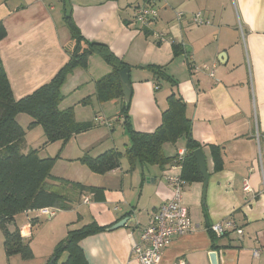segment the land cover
I'll return each instance as SVG.
<instances>
[{
	"label": "crops",
	"instance_id": "crops-1",
	"mask_svg": "<svg viewBox=\"0 0 264 264\" xmlns=\"http://www.w3.org/2000/svg\"><path fill=\"white\" fill-rule=\"evenodd\" d=\"M138 3L142 0H66L65 7L85 39L108 45L130 65L128 116L133 129L152 132L161 123L168 95L174 94L184 102L191 135L204 153L208 174L204 194L203 180L183 184L182 200L197 227L174 236L160 264L177 260L211 264V251L217 252V264H264V0H157V16L146 25L133 19ZM63 5L61 0H0L5 29L0 65L15 99L47 82L68 59L73 43L63 21ZM179 11L185 15L176 20ZM196 11L209 22L194 24L190 14ZM158 33L165 39L158 40ZM147 65L160 66L173 83ZM110 70L98 54H92L87 68L74 69L62 86L60 109L72 107L78 122L93 121L101 114L109 124H95L72 135L51 172L100 191L85 192L49 221L36 209L15 216L12 226L20 225L24 239H34L40 223L51 222L47 226L51 232L44 234L50 249L38 264H45L68 229L90 222L111 226L122 218H127L124 226L89 235L79 245L88 264H139L131 256V243L138 240L152 212L171 197L166 175L178 172L172 162L163 167L136 163L130 169L122 158L118 167L97 174L79 161L85 153L95 157L111 148L124 151L129 145L119 100L100 103L95 98V81ZM30 121L29 116L25 122ZM185 142L180 137L164 143L162 150L173 157ZM54 145L62 146L61 141ZM210 145L219 148L220 170H214ZM45 147L25 142L23 151L36 148L41 157L54 156V151L42 154ZM67 162L77 163L72 175L62 171ZM226 219L242 232L231 229L216 236L215 248L208 226Z\"/></svg>",
	"mask_w": 264,
	"mask_h": 264
},
{
	"label": "trees",
	"instance_id": "trees-1",
	"mask_svg": "<svg viewBox=\"0 0 264 264\" xmlns=\"http://www.w3.org/2000/svg\"><path fill=\"white\" fill-rule=\"evenodd\" d=\"M61 1L64 4L63 21L70 30L73 45L68 59L57 72L31 93L15 99L6 73L0 65V226L4 233V250L8 256L21 254L27 257L31 254L28 242L22 240L19 229L10 231L6 228V223L13 221L17 214L48 207L69 209L85 192L100 191L94 186L55 177L51 170L59 154L41 157L36 148H29L24 152L25 129L16 120L17 114L25 113L31 118L27 127L41 125L45 136L43 145L61 141L63 146L72 135L93 128L94 121H76L72 107H58L63 98L61 88L68 75L76 68H87L88 57L92 54H98L111 67L107 74L95 81L96 99L100 103L119 100V113L124 116L123 125L128 132L129 145L124 151L111 148L95 157L85 153L79 161L97 174H104L118 167L122 158H126L130 169L136 163L163 167L176 158V154L173 157L164 154L163 144L175 143L180 137H185L186 153L180 163V176L185 182L203 180L193 155V151L201 145L191 135V123L185 116L184 102L174 94H169L167 108L161 113L160 125L152 132L134 130L129 121V106L126 107L123 102L118 77V72L126 67L129 69L130 65L118 58L108 45L85 39L73 22L70 10L65 7L66 0ZM4 36L5 29L0 23V39ZM172 45L175 53L181 50L179 45ZM146 67L159 78L173 83L160 66ZM86 101L88 99H83L82 103L85 104ZM209 148L214 170H220L222 160L219 148L215 145H210ZM107 227L90 222L68 229L65 237L53 247L45 264H88L79 242L89 235L105 231ZM209 232L216 248V235L210 230ZM63 253L66 256L62 260Z\"/></svg>",
	"mask_w": 264,
	"mask_h": 264
},
{
	"label": "built area",
	"instance_id": "built-area-1",
	"mask_svg": "<svg viewBox=\"0 0 264 264\" xmlns=\"http://www.w3.org/2000/svg\"><path fill=\"white\" fill-rule=\"evenodd\" d=\"M157 0H142L134 9L133 19L141 25H146L149 21L157 16L155 2ZM185 14L183 12L176 13V20H180ZM190 20L194 24H204L209 21L204 18L201 11H196L190 14ZM158 40L165 39L163 34H157ZM95 124H106L108 121L98 114L93 119ZM185 148H180L176 152V158L173 160V168L178 169L176 173L166 175V181L171 191V197L151 214L148 223L140 228L139 238L131 243V256L139 264H160L164 248L174 236H180L188 232L194 231L197 227L190 219L188 208L182 200L184 180L180 176L181 162L185 156ZM246 183V182H245ZM247 183L244 186L246 190ZM84 202L88 198L83 199ZM56 208H40L37 209L39 214H43L45 218L50 219L56 214ZM234 229L238 234H241V229L236 228L233 221L230 219L221 222H214L208 226V230L212 231L216 236H221L225 231ZM257 250L253 251L256 256ZM172 264H188L183 260H177Z\"/></svg>",
	"mask_w": 264,
	"mask_h": 264
},
{
	"label": "rangeland",
	"instance_id": "rangeland-1",
	"mask_svg": "<svg viewBox=\"0 0 264 264\" xmlns=\"http://www.w3.org/2000/svg\"><path fill=\"white\" fill-rule=\"evenodd\" d=\"M85 104L87 106H89L90 102L86 101ZM86 109H89V107H87ZM86 109H83V114H85ZM27 118H29V116L25 113H19L18 116L16 117V120L19 123H21L22 127L25 129L24 139H25L26 144L29 146H33V147H38L41 144L43 145V143L45 141V136L43 133L42 126L41 125H34L32 127H27L28 124L25 122ZM54 142L46 144V147L41 150V153L42 154H47V153L49 154V153L54 151L53 152V153H55L54 155H56V154H59V156L62 155L64 146L60 145L59 146L60 149H59V147L54 145ZM65 152H67V151H65ZM58 159H56V161ZM56 161H55V163H56ZM75 164H77V163H75ZM75 164L67 162L65 167L62 169V171L63 172L65 171L66 174L72 175L74 173L76 166H77ZM58 210L59 209L56 210V213L59 212ZM60 213H58V215ZM39 215H40V218L44 217L43 214H39ZM18 218L19 217H17V219ZM52 218L46 219V220L49 221ZM12 224H13L12 221L6 223V228L8 227L7 229H9L10 231H14L16 228H18V226L20 227V225H17L15 227L14 225L12 226ZM42 224L40 223V226H38L35 229V231L39 230V232H38V234H36V236H34V239L33 238H29V239L22 238L23 241L28 242L29 248L31 250V254L27 257H23L21 254H12V255L8 256L5 253L4 246H3L4 233H3L2 227L0 226V264H38V263H40L42 261L43 255L48 253L47 251H48V249H50L47 247V238L44 236V234L46 233V231H48L49 233L51 232L47 229V226L50 225L51 222L45 221V222H42ZM11 228L13 230H11Z\"/></svg>",
	"mask_w": 264,
	"mask_h": 264
},
{
	"label": "water",
	"instance_id": "water-1",
	"mask_svg": "<svg viewBox=\"0 0 264 264\" xmlns=\"http://www.w3.org/2000/svg\"><path fill=\"white\" fill-rule=\"evenodd\" d=\"M118 77H119V81L121 84L123 102H124V105L127 107V106H129L130 96H131L129 69L127 67L121 69L118 72ZM193 155L196 159L200 173H201L202 178H203V194H204L206 184H207V179H208V174H207L206 166H205L204 153L200 148H198V149L193 151ZM126 220H127V218H122L119 221H117L116 223L112 224L111 226H108L106 229L107 230H113V229H116L118 227H122V226H124ZM208 256H209L211 264H217L218 258H217V252L216 251L209 252Z\"/></svg>",
	"mask_w": 264,
	"mask_h": 264
}]
</instances>
